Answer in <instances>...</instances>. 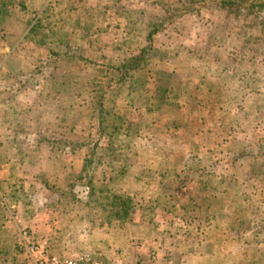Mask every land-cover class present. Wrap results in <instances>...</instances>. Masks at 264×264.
I'll use <instances>...</instances> for the list:
<instances>
[{
	"label": "rangeland",
	"instance_id": "1",
	"mask_svg": "<svg viewBox=\"0 0 264 264\" xmlns=\"http://www.w3.org/2000/svg\"><path fill=\"white\" fill-rule=\"evenodd\" d=\"M209 1L0 2V264L23 230L79 261L264 264V27Z\"/></svg>",
	"mask_w": 264,
	"mask_h": 264
},
{
	"label": "trees",
	"instance_id": "2",
	"mask_svg": "<svg viewBox=\"0 0 264 264\" xmlns=\"http://www.w3.org/2000/svg\"><path fill=\"white\" fill-rule=\"evenodd\" d=\"M5 1V0H2ZM0 0V2H2ZM202 3L203 6L201 5ZM202 3H197V2H193L191 5H189L190 8H197L199 7L201 8H209V10L212 12L214 8H217L220 11H225L226 13H234V12H238L239 15L241 17H243V21L246 23L247 27L245 28V31L247 28L250 27H259L261 28L262 26L264 27V1L263 0H220V1H209V2H202ZM187 5V6H188ZM208 10V11H209ZM209 11V13H210ZM225 13V14H226ZM225 19V18H224ZM221 25H219V27L216 28H221V27H233V24H230L229 22L226 23L224 22H218ZM35 29V28H34ZM153 31V32H152ZM151 32H148V36L147 39L150 41L152 40L153 34H155V29L152 30ZM256 30H254L255 32ZM253 32V33H254ZM252 36V35H250ZM52 46H49L50 52H51V57H56L58 55H60L59 53H62V55H65L67 57H69L70 55L68 54V50H63V51H59L58 52V47L56 48H51ZM146 51V50H144ZM142 51V52H144ZM55 55V56H54ZM140 60L139 57H134L132 59H130L131 63H133L134 65H136L135 63H137ZM140 66V65H139ZM137 66V67H139ZM144 67V66H143ZM142 67V68H143ZM22 248L21 246L14 251L16 252L14 258L11 260L12 263L15 262L14 264H21V262H19V257L21 255L22 252ZM3 255L5 256V259L7 260V258L9 257L10 253L9 252H4V251H0V256ZM24 264V263H22Z\"/></svg>",
	"mask_w": 264,
	"mask_h": 264
},
{
	"label": "built area",
	"instance_id": "3",
	"mask_svg": "<svg viewBox=\"0 0 264 264\" xmlns=\"http://www.w3.org/2000/svg\"><path fill=\"white\" fill-rule=\"evenodd\" d=\"M22 249L29 254L31 264H102L96 260H75L70 258H58L48 253L46 244L34 242L28 231L23 230L20 234Z\"/></svg>",
	"mask_w": 264,
	"mask_h": 264
}]
</instances>
